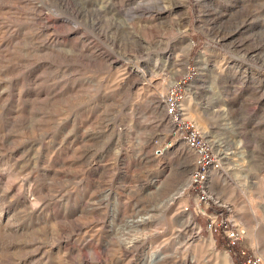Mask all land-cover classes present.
I'll return each mask as SVG.
<instances>
[{
  "label": "rangeland",
  "instance_id": "1",
  "mask_svg": "<svg viewBox=\"0 0 264 264\" xmlns=\"http://www.w3.org/2000/svg\"><path fill=\"white\" fill-rule=\"evenodd\" d=\"M247 257L264 264V0H0V264Z\"/></svg>",
  "mask_w": 264,
  "mask_h": 264
},
{
  "label": "built area",
  "instance_id": "2",
  "mask_svg": "<svg viewBox=\"0 0 264 264\" xmlns=\"http://www.w3.org/2000/svg\"><path fill=\"white\" fill-rule=\"evenodd\" d=\"M171 106H172L171 104L168 105V111H167L168 113H171V110L173 109ZM189 142H190V145H192V146H198L197 140L194 141L193 137L189 138ZM198 151H199V156H201V160H197V163H200V161L201 162L206 161L205 159L208 156L206 150H204L200 147V149ZM204 170H205V167H204V163L202 162L199 165L198 171L196 173H194V181H195L194 184L200 183V181L202 180L203 175H204ZM226 232L227 231L225 230V234H226ZM227 234L232 235V232H229ZM241 264H262V263H261V260L259 257H253L252 259L247 257L246 259L241 260Z\"/></svg>",
  "mask_w": 264,
  "mask_h": 264
},
{
  "label": "trees",
  "instance_id": "3",
  "mask_svg": "<svg viewBox=\"0 0 264 264\" xmlns=\"http://www.w3.org/2000/svg\"><path fill=\"white\" fill-rule=\"evenodd\" d=\"M196 186H197V184H196ZM216 240V245L218 246V247H221V248H224V249H228V247H231L230 246V242L227 240L225 243H222V240H220V239H215ZM241 262V260L239 259H236V264H241L240 263Z\"/></svg>",
  "mask_w": 264,
  "mask_h": 264
},
{
  "label": "bare ground",
  "instance_id": "4",
  "mask_svg": "<svg viewBox=\"0 0 264 264\" xmlns=\"http://www.w3.org/2000/svg\"><path fill=\"white\" fill-rule=\"evenodd\" d=\"M209 176H212V174L211 175H209ZM213 177V176H212ZM210 180V179H209ZM187 184V181L186 182H184L183 184H182V186L179 188V191H178V193H176V197H179V195L183 192V189H184V187H186L185 185ZM173 198H175V196L173 197ZM171 200V199H170ZM142 222H143V220H142ZM141 222V223H142ZM138 223V222H137Z\"/></svg>",
  "mask_w": 264,
  "mask_h": 264
}]
</instances>
